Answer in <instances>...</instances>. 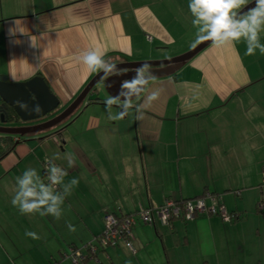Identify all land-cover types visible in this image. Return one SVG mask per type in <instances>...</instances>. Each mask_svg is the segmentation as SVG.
Wrapping results in <instances>:
<instances>
[{"label":"crops","instance_id":"crops-1","mask_svg":"<svg viewBox=\"0 0 264 264\" xmlns=\"http://www.w3.org/2000/svg\"><path fill=\"white\" fill-rule=\"evenodd\" d=\"M189 3L0 0V75L18 82L40 75L66 106L97 73L79 61L85 51L99 50L116 64L192 48L199 26ZM259 40L264 44V31ZM245 51L243 40L211 43L173 73L151 75L122 120L108 119L121 106L109 112L102 87L69 116L74 123L68 127L64 120L42 132L14 135L9 150L0 134V264L56 263L69 246L95 239L105 214H132L166 197L206 193L220 195L227 211L241 213L239 219L198 214L170 225L136 221L130 238L135 252L120 239L82 264H264V213L256 208L264 201V54ZM66 155L74 158L73 167ZM46 160L68 173L57 193L73 178L79 181L64 197L59 220L22 215L11 203L16 177L26 169L48 184Z\"/></svg>","mask_w":264,"mask_h":264},{"label":"clouds","instance_id":"clouds-1","mask_svg":"<svg viewBox=\"0 0 264 264\" xmlns=\"http://www.w3.org/2000/svg\"><path fill=\"white\" fill-rule=\"evenodd\" d=\"M247 2L248 0H190L189 10L195 17L193 24L199 26V32L192 47L206 41H211L213 47H221L243 40L246 44L245 55H255L257 49L261 54H264V44L259 40L260 32L264 31V0H254V7L249 8L247 12H240L239 9ZM103 56L104 54L99 50L93 49L83 52L78 59L89 73H98L103 70L104 79H107V75L113 73L116 66L107 63ZM149 67V65L142 66L137 69L139 78L122 83V88L129 90L128 93H121L126 97L122 103L118 97L113 98L109 95L106 98L104 103L109 112L113 105H120L125 109L122 113L109 115V120H122L127 115V110L133 106L131 94H136L140 86L146 83L143 80V75L149 70ZM150 98L155 100L158 97L153 94ZM17 104L26 108L19 101ZM36 111H40L39 107ZM142 117V115H138L136 118L142 119ZM65 158L69 161V167H73L74 158H69V155H66ZM47 171L49 175L46 179L50 181L49 184L45 183V180L37 174L35 169H26L22 176L16 177L17 188L11 203L19 209L22 215L39 213L41 216L51 215L57 220L60 219V205L64 203L65 196L71 195V189L77 186L79 181L73 178L69 184L64 185L63 194H59L55 188L63 184L64 177L68 173L55 165L48 167ZM69 228L70 231H75L71 225ZM25 234L33 239H39L35 232L26 231Z\"/></svg>","mask_w":264,"mask_h":264},{"label":"water","instance_id":"water-1","mask_svg":"<svg viewBox=\"0 0 264 264\" xmlns=\"http://www.w3.org/2000/svg\"><path fill=\"white\" fill-rule=\"evenodd\" d=\"M254 6L255 2L252 0L239 11L247 12L249 8ZM211 43V41L200 43L196 47L169 58L116 63L115 71L108 74L107 79H104L105 73L103 70L96 73L89 79L78 95L60 110L58 109L59 99L50 91L42 76L35 75L25 81L18 82L9 81L5 75H0V134L23 137L61 124L74 113L90 93H98V84H101L103 89L112 97H118L121 101H124L126 97L122 96L121 93H128L129 90L123 89L122 83L139 78L137 69L144 65L150 66L149 70L143 75V80L147 83L151 75L173 73ZM146 83L140 86L136 94H131V100L142 92ZM17 101L25 105L26 108L20 107ZM37 107L40 109L39 112L36 111ZM49 114L55 115L35 122Z\"/></svg>","mask_w":264,"mask_h":264},{"label":"built area","instance_id":"built-area-1","mask_svg":"<svg viewBox=\"0 0 264 264\" xmlns=\"http://www.w3.org/2000/svg\"><path fill=\"white\" fill-rule=\"evenodd\" d=\"M147 39L150 40L151 36L147 35ZM49 165V161L46 160L44 162L46 170ZM261 182L264 184V165L261 169ZM47 183L49 184L50 181H47ZM206 198H209V204L206 203ZM220 199V195H211L210 193H206L205 196L185 200H174L166 197L159 206H139V208L132 214H105L104 227L101 234L97 238L80 246H69L67 251L60 253L61 260H68L73 264H78L85 259V251L90 255H95L100 248L115 246L120 239H124L129 249L132 252H135V248L130 242V238L132 235V228L136 221L149 225H153L155 221H158L162 224L170 225L174 219L189 221L194 219L198 214L217 215L224 222H232L241 216V213L239 212L227 211ZM256 208L257 211L264 213V201H258Z\"/></svg>","mask_w":264,"mask_h":264},{"label":"trees","instance_id":"trees-1","mask_svg":"<svg viewBox=\"0 0 264 264\" xmlns=\"http://www.w3.org/2000/svg\"><path fill=\"white\" fill-rule=\"evenodd\" d=\"M2 140L3 141H7V143H9L10 144V147L8 148V150L9 149H11L12 147H13V145H14V142L12 141V136H10V135H4V137L2 138ZM43 178H46V176L48 175V171L45 169V167H44V163H43ZM47 180V179H46ZM55 189H57V186H56V188ZM188 199H191V198H188ZM182 200H185V199H182ZM237 219H239V218H237ZM237 219H235V220H237ZM235 220H233V221H235ZM102 232V231H101ZM101 234V233H100ZM99 234V235H100ZM99 235H97V237L99 236ZM96 237V238H97ZM117 245V244H116ZM115 245V246H116ZM71 246H74V245H71ZM112 247H114V246H112ZM104 248H106V247H104ZM104 248H100V249H104ZM99 249V250H100ZM98 250V251H99ZM97 251V252H98ZM85 253H86V257H85V259L84 260H82L81 262H79L78 264H82L83 262H85V261H87V260H89V259H93V258H95L96 257V254L95 255H90L87 251H85ZM62 260H61V255L59 256V259L58 260H56V263L57 264H59L60 262H61ZM71 263V262H70ZM71 264H73V263H71Z\"/></svg>","mask_w":264,"mask_h":264},{"label":"rangeland","instance_id":"rangeland-1","mask_svg":"<svg viewBox=\"0 0 264 264\" xmlns=\"http://www.w3.org/2000/svg\"><path fill=\"white\" fill-rule=\"evenodd\" d=\"M97 88H98V89H102V85H101V84H98V85H97ZM90 94H91V93H90ZM90 94H89V95H90ZM93 94H94V93H93ZM64 107H65V102H64V101H61V103H60L58 109L60 110V109H63ZM116 108L118 109V112H119V113H121V109L123 110V107H118V106H117ZM81 109H83V108H81ZM81 109L79 108V110H77L76 112L79 113ZM72 117H74V115H73ZM72 117H68L67 119H65V122L63 121L64 124H66V127L72 125V122H73V120H71ZM63 122H62V123H63ZM73 123H74V122H73ZM59 125H60V124H59ZM73 129H74V127H73ZM47 130H48V129H47ZM44 131H45V130H44ZM41 132H42V131H41Z\"/></svg>","mask_w":264,"mask_h":264},{"label":"flooded vegetation","instance_id":"flooded-vegetation-1","mask_svg":"<svg viewBox=\"0 0 264 264\" xmlns=\"http://www.w3.org/2000/svg\"><path fill=\"white\" fill-rule=\"evenodd\" d=\"M53 115H55V114H49V115L45 116V117L42 118V119L36 120L35 122L42 121V120H44V119L50 118V117H52Z\"/></svg>","mask_w":264,"mask_h":264}]
</instances>
